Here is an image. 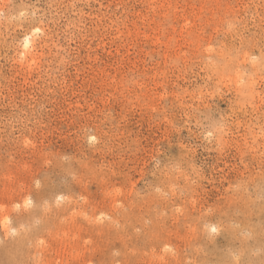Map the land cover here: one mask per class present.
<instances>
[{"label": "rangeland", "instance_id": "obj_1", "mask_svg": "<svg viewBox=\"0 0 264 264\" xmlns=\"http://www.w3.org/2000/svg\"><path fill=\"white\" fill-rule=\"evenodd\" d=\"M2 216L0 263L264 264V0H0Z\"/></svg>", "mask_w": 264, "mask_h": 264}, {"label": "bare ground", "instance_id": "obj_2", "mask_svg": "<svg viewBox=\"0 0 264 264\" xmlns=\"http://www.w3.org/2000/svg\"><path fill=\"white\" fill-rule=\"evenodd\" d=\"M36 32L37 31L32 28L23 37L22 55H23V58L25 59V61L33 60V58H34L33 53L36 49V42L32 38V35H33V33H36ZM21 60H23V59H21ZM90 139H92V138L90 137ZM27 201H28V199L24 198L22 200V204L23 205L27 204L28 203ZM37 203L41 204L42 201H38ZM21 214L22 215L20 216V219L22 222H25L28 219L30 220V218L32 217L33 214H35V215L37 214L39 216L40 211H39V209L35 210V211H29L27 209H24V212H22ZM92 219H94V218H92ZM0 220H1L0 225H1V227L5 233H9L10 231H15L14 226H10V225L8 226L7 225V222H8L7 216H2ZM17 226H18V224L16 225V229H17ZM257 226H260V224H258ZM211 227H214V226H211ZM260 228H261V226H260ZM237 231L238 230H236L235 228H229L228 227L226 232H223L222 238L225 239L224 245L227 247H230V248H234L238 244V246L240 247L239 250H240L241 254L244 257H249L250 254L252 253V249H251L252 238L246 237V236H239ZM37 232H38V228L32 229L31 227H29L28 229H25L23 231L18 232L17 236L14 239H12L6 245H4V247L2 249V262L0 264H24L26 261V256L28 255L27 243L29 241L33 240V238ZM207 237H205L204 230L202 228H200V235L198 238L199 239V245H203L204 247L199 246L198 249H195L193 252L194 255L196 254V256H199L200 258L204 257L205 254L203 253L202 248H205V252H206L207 256L213 255L214 257L218 258L216 264H238L239 258L234 259V258H232V256L230 257L231 254H226V252H224L221 248L216 247V244L212 248L211 245H209V244H212L214 241L211 240L209 243H207L205 241V239ZM64 250L70 251V252H68V253H70V261H77L79 259L80 254L77 252V249L73 245H71L69 242L61 241L56 245L55 251L59 254H63L65 252ZM242 255H240L241 259H242ZM169 257L171 259H173L174 263H178V261H181V260L183 262H185L187 260V257H181L180 259H178L176 256L173 257L172 253L169 254ZM62 258L63 257L61 255V259ZM65 259H66V256H65ZM156 261L159 262V264H164V262L161 258H159V259L151 258L149 260V262L152 264L157 263ZM70 263L71 262H68L67 260H63V259L60 261V264H70ZM48 264H54V262L48 261ZM55 264H58V262ZM189 264H193V263H189Z\"/></svg>", "mask_w": 264, "mask_h": 264}, {"label": "snow or ice", "instance_id": "obj_3", "mask_svg": "<svg viewBox=\"0 0 264 264\" xmlns=\"http://www.w3.org/2000/svg\"><path fill=\"white\" fill-rule=\"evenodd\" d=\"M27 46V45H26ZM214 231H215V229H214Z\"/></svg>", "mask_w": 264, "mask_h": 264}]
</instances>
